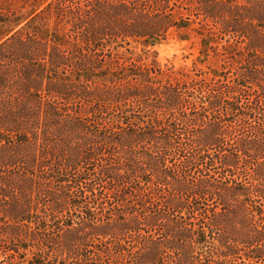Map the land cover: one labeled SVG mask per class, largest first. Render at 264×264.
<instances>
[{
	"label": "trees",
	"instance_id": "1",
	"mask_svg": "<svg viewBox=\"0 0 264 264\" xmlns=\"http://www.w3.org/2000/svg\"><path fill=\"white\" fill-rule=\"evenodd\" d=\"M0 13V264H264V0Z\"/></svg>",
	"mask_w": 264,
	"mask_h": 264
},
{
	"label": "rangeland",
	"instance_id": "2",
	"mask_svg": "<svg viewBox=\"0 0 264 264\" xmlns=\"http://www.w3.org/2000/svg\"><path fill=\"white\" fill-rule=\"evenodd\" d=\"M152 49L157 52V59L161 64L174 65L176 70L189 69L194 62L198 67L203 68H206L207 65L219 68L220 65L215 59L211 58L204 61V63L202 62L201 59L205 56H201L200 42L196 38L185 39L181 35L174 34L159 42Z\"/></svg>",
	"mask_w": 264,
	"mask_h": 264
}]
</instances>
